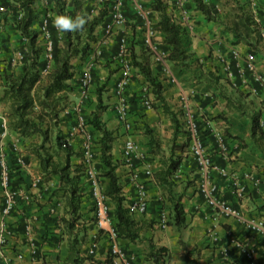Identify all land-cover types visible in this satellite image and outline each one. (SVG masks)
Here are the masks:
<instances>
[{"label": "crops", "instance_id": "obj_1", "mask_svg": "<svg viewBox=\"0 0 264 264\" xmlns=\"http://www.w3.org/2000/svg\"><path fill=\"white\" fill-rule=\"evenodd\" d=\"M83 1L92 4V14H96L101 7L96 0ZM259 2L263 8L264 1L258 0ZM167 3L174 20L184 28L183 44L192 52L190 62L199 60L203 71H214L216 68L221 76L228 77L230 82L236 84L235 88L248 93V98H252L261 109L263 135L250 137L248 116L241 115L232 107L228 108L225 100L217 95L218 89L208 88L204 79L201 81L193 77V73H188L178 66L171 65L170 75L163 74L160 68L152 67L163 84L164 102L171 111L180 112V93L184 90L191 92L188 106L197 122L198 136L212 163L217 167L204 175L199 171L191 154H183L180 167L174 176L180 185V191L184 190L182 202L185 223L180 227L169 223L170 202L165 199L153 176V173L161 168L160 154L151 151L144 130L150 128L159 139L171 137L173 127L170 116L163 111L162 102L154 99L150 91L146 95L151 99L152 107L145 108L141 104V95L145 92L147 84L136 68L132 70V77L125 91L129 102L125 120H120L114 109L118 100L113 93V86L122 72L116 57L118 40L119 37L126 36L130 42L136 41L132 49L140 58L143 45L139 38L143 28L141 18L134 8L135 4H140L148 10V17L155 21L157 13L150 9L148 0H122L121 10L125 21L115 25L105 36L106 42L93 63L91 79L85 91L83 92L79 81L83 67L77 77L75 78L74 73L69 81L73 86L69 92L72 106L71 109L65 110L69 112V117L62 123V128L67 134L74 135L69 142L75 151V146L79 147L81 139L79 132L74 129L79 118L84 119L85 128L91 130L89 132H92L93 137L99 136L87 123V118L96 105V88L103 86L101 98L106 107L101 114V120L115 136L111 153L113 159L118 160L115 172L122 184L125 201L130 202L138 182L145 186L149 201L145 212L132 214L140 226L138 233L143 240L130 242L119 238L120 245L133 256L128 264H152L146 258L149 240L155 245H163L169 249L165 264H264V237L244 226L246 219L264 218V81L260 84L254 77L256 73L264 80V39L260 37L255 48L250 51L247 44L234 43L232 34L224 29L222 24L207 21L203 14L195 9L191 0H168ZM38 4L43 5V10L39 8L38 21L47 17L50 26H54L51 19L55 16L53 1L37 0L36 8ZM1 6L3 9H0V38L7 39L8 46L0 49V135L3 130L2 122L6 125L3 116L6 105L1 100L3 73L9 68L19 70L22 60L17 63L12 61L18 51L14 49V45L17 43L15 39H19V32L8 19L10 16L4 11L6 9L0 0ZM215 7L222 17L225 11H221L216 1ZM257 16L261 28L264 29V15L261 16L257 11ZM97 29L99 38L102 29ZM155 37L162 45L163 33L156 30ZM39 39L43 40L41 36ZM42 54L45 57V51H42ZM248 59L253 62L252 70L244 67ZM194 65L195 63L191 66L193 69ZM218 85H222L228 93L236 96L233 88L226 84L224 79H221ZM247 111L249 112V109ZM178 117L181 120L179 115ZM126 138L133 141L140 156L133 160L131 168L120 160ZM177 140L181 141L183 137L179 134ZM2 141L5 143L8 157L12 146H16L24 155L26 166L21 172L13 174V180L14 185L18 186L16 188L30 192L32 199L29 202L19 200L12 212L4 215L1 213L0 193V223L5 221L10 229V234L0 246V264H72L67 260L69 237L60 220L64 212V199L59 189L58 177L44 176L36 156L29 152L31 142H38L39 137L18 136L6 125ZM71 163L82 164L81 156L72 157ZM202 177L215 182L216 196L235 209L240 214V219L225 215L204 202L197 190V183ZM34 178L41 179L37 186H31ZM80 178L83 190L86 191V179L84 176ZM87 208L88 206L82 203L81 211L85 213L79 223V234L82 235L79 244L80 255L85 256L86 248L92 241H96L95 254L88 256L84 264H106L110 259L107 237L102 230L95 227L93 212ZM27 222L31 225L30 232L25 230ZM31 245L37 248L39 259L35 262L29 257ZM245 249L252 250L250 258L244 255ZM19 252L23 255L21 259L16 257ZM187 252L191 253L187 256Z\"/></svg>", "mask_w": 264, "mask_h": 264}, {"label": "trees", "instance_id": "obj_2", "mask_svg": "<svg viewBox=\"0 0 264 264\" xmlns=\"http://www.w3.org/2000/svg\"><path fill=\"white\" fill-rule=\"evenodd\" d=\"M1 1L6 9L4 11L8 12L10 16L8 19L19 32L18 47L15 49L22 53L20 69L15 71L14 69L9 70V68L3 73L4 85L1 100L6 105L3 116L7 128L18 136L37 135L39 137L38 142H31L29 152L36 156L44 176L51 178L56 175L58 177L59 189L64 199V212L60 220L69 237L67 260L72 264H84L88 256L80 255L79 248L82 238V235L79 234L81 231L79 223L85 213L81 211V205L82 203L86 204L87 210L92 212L94 206L89 193L83 190L80 183V177L85 176L83 165L71 163V158L81 156V152L73 149L68 134L62 128V123H65L69 117L67 116L69 112H65V110L71 109L72 106L69 99V92L73 88L69 81L75 73V64L72 60L76 57L83 60L90 55L97 40V28L101 27L102 29L109 20L111 2L104 0L97 13L92 14V4L85 3L83 0H51L55 15L61 12L67 15L84 14L87 23L79 31L72 32H60L48 23L52 41V64L49 66V61L42 54L44 47L38 44L40 30L37 25L39 26L41 21L37 19L40 16V10L35 6L37 0ZM191 1L194 3L195 9L200 11L207 21L222 24L224 29L232 34L234 43L243 42L249 46L250 51L255 48L260 38V22L253 18L246 0H229L230 6L222 17L216 10L215 0ZM148 5L152 11L157 13V19L153 21V26L164 35L163 44L160 47L167 53L166 57L170 66L181 67L188 73H193V77L201 81L204 79L208 88L218 89L217 95L225 100L228 108L232 107L238 110L241 115L248 116L250 137L255 138L258 135H263L260 122L261 109L252 98H248V93L235 88L229 78L221 76L216 68L214 71H203L202 63L199 60L190 62L192 52L188 51L183 44L184 28L172 17L167 8V0H148ZM17 11L21 12L20 17H18ZM258 12L263 16L264 8L258 9ZM0 41L1 48L8 46L7 39L0 38ZM135 42L129 43L131 64L144 76L148 90L153 94L154 99L162 102V109L169 114L172 122L173 133L166 154L163 152L159 138L153 134L152 130L145 128L144 132L148 137L151 151L160 154L161 168L156 170L153 176L162 191H165L164 197L170 202L171 220L169 223L180 227L185 223L182 202L184 190L177 192L173 189L177 184L174 175L180 167L183 154L188 153L191 138L188 131L184 130L178 117L179 115L181 118V110L173 112L164 102V87L158 75L152 70V67H158L152 66L150 52L140 40L143 47L139 58L132 49ZM8 58L10 61L11 55ZM193 63H195L194 69L191 67ZM221 79H224V82L233 88L236 96L228 93L225 88H222V85H218ZM105 107L101 98V88L97 87L96 105L87 118V123L99 133V136L92 138L95 162L97 160L99 163L98 171L97 168L96 171L99 179L103 178V183L106 182L102 184L104 193L108 197L109 214L118 238L130 242H140L143 240L138 233L140 226L124 206L125 197L122 193V184L115 172L118 160L113 159L111 153L115 136L113 131L108 129L101 120V114ZM204 132L202 131V133ZM179 134L183 137L181 141L177 140ZM9 158L11 160L13 158L12 151L9 152ZM13 169L10 172L11 185L16 188L18 186L14 185L13 174H17L23 169L16 166ZM190 253L187 252V256ZM168 256L169 249L166 246L155 245L149 240L146 258L152 264H165Z\"/></svg>", "mask_w": 264, "mask_h": 264}, {"label": "built area", "instance_id": "obj_3", "mask_svg": "<svg viewBox=\"0 0 264 264\" xmlns=\"http://www.w3.org/2000/svg\"><path fill=\"white\" fill-rule=\"evenodd\" d=\"M104 0H96L97 3L102 4ZM168 1V0H167ZM264 1V0H261ZM110 12L109 21L103 25L101 31V37L97 38L94 48L92 49V56L95 54H100L106 40L107 36L115 25L123 24L125 19L123 12L121 10L122 0H110ZM248 8L255 20H259L257 16L258 9H262L260 2L258 0H246ZM264 8V7H263ZM0 9H3L1 6ZM134 10L140 16L142 21V33L140 34V40L147 47L148 51L152 56V64L160 68L161 72L170 75L171 66L167 60V53L160 47L159 42L155 37L156 29L153 26V20L148 17V10L143 8L140 4H135ZM18 17L21 16V12L17 11ZM40 34L39 36L43 39V46L45 51V58L51 61V47L52 41L50 38V33L48 31V19L47 17L42 18L39 24ZM260 37L264 39V29L260 26ZM130 40L126 36H121L118 41V49L116 57L119 60L121 67V75L116 80L113 86V93L117 98V103L115 104V111L120 120H125L127 110L129 108L128 98L126 96V87L132 77L133 66L131 64V49ZM1 49V41H0ZM250 57V56H249ZM22 59L21 51H17L12 61L18 62ZM245 69L252 70L253 62L247 60L244 63ZM255 80L259 81L260 84L263 83V77L254 73ZM91 79V72L89 69H83L80 74L79 81L83 92L88 86ZM234 86V82H231ZM145 92L141 95V104L145 108L152 107V101L148 97V88H144ZM190 91L184 90L180 93L181 101V124L184 130L188 131L191 142L188 152L191 154L193 160L201 173L204 175L208 174L211 169H217V167L212 163L209 155L207 154L201 139L198 136V128L193 114L189 110L188 101L190 99ZM261 122V119H260ZM85 121L83 118H79L74 129H76L80 134V144L79 151L81 152L82 165L84 167L85 179H86V191L89 193L90 200L94 206L93 208V222L98 230H102L108 240V248L110 259L106 264H128L129 260L133 258L129 255L120 245L119 238L116 234V230L112 224V220L109 214L110 205L108 197L104 193L103 184L100 182L98 173L94 167L95 163V152L93 144L92 134L85 128ZM3 130L0 135V193H1V213L6 215L12 212L16 203L19 200L24 202H29L32 199V194L27 191L18 190L13 188L11 185L10 172L13 171V167L19 169H24L26 166V161L24 155L16 146H12L11 151L13 152L12 160L8 157L6 153L5 143L2 141L3 136L6 133L5 122H2ZM139 153L136 151L134 143L131 139L126 138L122 145L120 160L123 164L127 165L129 168L133 166V160L139 158ZM11 160V161H10ZM13 162V163H12ZM40 178H34L31 182V186H37L40 182ZM197 190L203 197L204 202L212 207L213 209L222 212L225 215L235 216L236 218H241L240 214L233 208L229 207L224 200L219 199L216 196L217 185L215 182L211 181L207 177H202L197 183ZM148 205V198L146 194V188L142 182L136 183L135 193L131 198L130 202L124 201V206L130 214L143 213L145 212ZM244 226L247 230L254 232L256 234L262 235L264 237V218H258L254 220L246 219L244 220ZM26 232L31 231V225L29 222L25 224ZM10 234L9 226L5 221L0 223V246L4 243L6 236ZM97 249V242L92 241L90 245L85 250V256H93ZM244 255L247 258L252 256L251 249H245ZM22 254L19 252L16 257L21 259ZM29 257L32 261H37V248L31 245L29 250Z\"/></svg>", "mask_w": 264, "mask_h": 264}, {"label": "rangeland", "instance_id": "obj_4", "mask_svg": "<svg viewBox=\"0 0 264 264\" xmlns=\"http://www.w3.org/2000/svg\"><path fill=\"white\" fill-rule=\"evenodd\" d=\"M215 1L217 3V6L221 9V11H223V10L226 11L227 8L230 6V1L229 0H215ZM37 8L38 9L41 8V10H43V5L38 4ZM15 40H16L17 43L14 46L15 47H18L19 39L16 38ZM38 44H40V46H43V40H41V39L38 38ZM97 55L98 54H95L94 56H92V52H91L90 55L88 57L84 58L83 60H79L77 57L72 60L73 64H75V69H74V71L76 73L75 78L79 74V71H80V68L81 67H83V69H86L87 68L91 72V68L93 66V63H95L96 60H97ZM15 63H17V62H15ZM51 64H52V61H49V66H51ZM81 73H82V71H81ZM101 88H103V86H101ZM67 136H68V139L69 140L74 137V135H70V134H68ZM170 138L171 137H166V138H164V140L163 139H159L160 140V143H161V147L163 149V152H165V154L167 153V150H168ZM75 148H76V151L79 150L78 149L79 148L78 146H75ZM97 162L98 161L96 160V162L94 163V166H95V169L97 168V171H98V164L99 163H97ZM100 182L103 183V178L100 179ZM173 189L175 191H177V192L180 191V185H179V183L175 184L174 187H173ZM164 193H165V191H163V194ZM164 196H165V194H164Z\"/></svg>", "mask_w": 264, "mask_h": 264}, {"label": "clouds", "instance_id": "obj_5", "mask_svg": "<svg viewBox=\"0 0 264 264\" xmlns=\"http://www.w3.org/2000/svg\"><path fill=\"white\" fill-rule=\"evenodd\" d=\"M52 22L54 27L60 32L79 31L87 23V18L84 14L67 15L64 13H57Z\"/></svg>", "mask_w": 264, "mask_h": 264}]
</instances>
